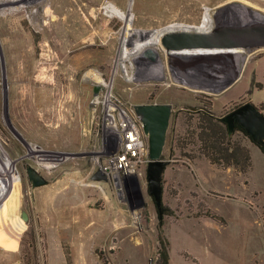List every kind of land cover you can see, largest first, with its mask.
<instances>
[{
  "label": "rangeland",
  "instance_id": "obj_1",
  "mask_svg": "<svg viewBox=\"0 0 264 264\" xmlns=\"http://www.w3.org/2000/svg\"><path fill=\"white\" fill-rule=\"evenodd\" d=\"M128 2L0 0V150L21 181L15 242L0 245V264H159L146 167L127 187L91 180L115 150L106 114L139 104L172 107L160 230L169 264H264V154L233 130L248 171L213 165L203 128V111L222 119L250 102L264 115V49L169 59L159 44L162 70L153 71L125 54L124 24L106 12ZM249 11L264 23V0H133L131 27H197L206 14L212 29ZM28 168L46 185L33 188Z\"/></svg>",
  "mask_w": 264,
  "mask_h": 264
},
{
  "label": "water",
  "instance_id": "obj_2",
  "mask_svg": "<svg viewBox=\"0 0 264 264\" xmlns=\"http://www.w3.org/2000/svg\"><path fill=\"white\" fill-rule=\"evenodd\" d=\"M159 44L167 58L171 59L177 52L186 50H258L264 49V23L254 18L240 22L216 23L207 31H168L161 35ZM159 54L153 47L146 48L136 60L143 64H154ZM99 87H94V96ZM133 112L142 126L147 138L149 162L146 166L148 193L155 207L160 211L162 198V176L167 166L163 159L166 134L172 107L169 104H139L133 106ZM227 124L228 135L234 125H240L253 143L264 147V115L252 103H245L223 117ZM28 176L33 188L46 185V180L35 170L28 168ZM91 180L107 183L108 179L100 170L95 171ZM22 213L21 220L26 221Z\"/></svg>",
  "mask_w": 264,
  "mask_h": 264
},
{
  "label": "bare ground",
  "instance_id": "obj_3",
  "mask_svg": "<svg viewBox=\"0 0 264 264\" xmlns=\"http://www.w3.org/2000/svg\"><path fill=\"white\" fill-rule=\"evenodd\" d=\"M133 0H129V9L124 11L113 4L106 5V12L115 15L120 19L124 26L122 30L121 46L125 49L127 56H132L133 59L138 60L141 53L148 47L159 45L160 37L163 33L168 31H207L210 29L211 21L205 14L200 26H183L180 24H172L163 30L153 31L150 33L132 31L130 8ZM246 18H255L256 14L253 12L244 13ZM258 17V16H257ZM136 36L138 40H133L132 46L129 48V40ZM242 50H186L177 52L175 56L186 57H218V56H237L241 54ZM137 62V61H136ZM158 62V61H157ZM154 63L150 69L153 71L162 70L161 63ZM238 72V71H237ZM100 82V80L98 81ZM113 82V81H112ZM104 84V83H103ZM47 165V164H46ZM18 170V169H17ZM16 165L13 164L8 157L0 150V245L3 247L9 246V243L15 242L17 223H15L13 215L21 205L20 187L21 181L16 175ZM23 193V192H22ZM16 224V225H15Z\"/></svg>",
  "mask_w": 264,
  "mask_h": 264
},
{
  "label": "built area",
  "instance_id": "obj_4",
  "mask_svg": "<svg viewBox=\"0 0 264 264\" xmlns=\"http://www.w3.org/2000/svg\"><path fill=\"white\" fill-rule=\"evenodd\" d=\"M110 111L106 114V125L113 136L107 139V144L112 142L115 150L106 154V163L99 170L105 174L108 182L127 187L138 182L141 168L149 162L147 138L133 111H116L114 108Z\"/></svg>",
  "mask_w": 264,
  "mask_h": 264
},
{
  "label": "trees",
  "instance_id": "obj_5",
  "mask_svg": "<svg viewBox=\"0 0 264 264\" xmlns=\"http://www.w3.org/2000/svg\"><path fill=\"white\" fill-rule=\"evenodd\" d=\"M254 83H252L253 85ZM256 88H260L261 85H254ZM251 91H249L250 93ZM243 105V104H242ZM241 106V105H240ZM237 108V107H236ZM234 108V109H236ZM206 116L207 126L203 127L205 147L204 157L213 165H223L227 167H233L239 172H246L250 167V154L249 151L231 144V139L228 137V131L225 130L226 123L222 119H214L211 113L203 111ZM234 131L241 132L248 136L243 128L235 124ZM256 146L264 154V147L261 144L256 143ZM157 209V208H156ZM158 219V256L159 264H169V245L168 242L161 235L162 217L165 214L164 207L161 206L160 211L157 209Z\"/></svg>",
  "mask_w": 264,
  "mask_h": 264
},
{
  "label": "crops",
  "instance_id": "obj_6",
  "mask_svg": "<svg viewBox=\"0 0 264 264\" xmlns=\"http://www.w3.org/2000/svg\"><path fill=\"white\" fill-rule=\"evenodd\" d=\"M239 80V79H238ZM238 80H236L234 83H233V85L238 81ZM232 85V86H233ZM259 104H264V102H259L258 104H256L257 106L259 105ZM261 111V110H260Z\"/></svg>",
  "mask_w": 264,
  "mask_h": 264
}]
</instances>
